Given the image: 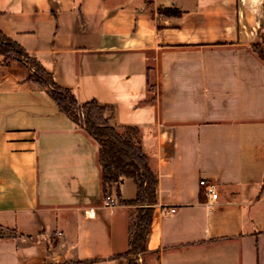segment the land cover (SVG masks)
Returning a JSON list of instances; mask_svg holds the SVG:
<instances>
[{"label":"crops","instance_id":"1","mask_svg":"<svg viewBox=\"0 0 264 264\" xmlns=\"http://www.w3.org/2000/svg\"><path fill=\"white\" fill-rule=\"evenodd\" d=\"M0 32L141 128L158 183L140 264H264V0H0ZM111 196L95 139L0 60V264H127L138 205Z\"/></svg>","mask_w":264,"mask_h":264},{"label":"trees","instance_id":"2","mask_svg":"<svg viewBox=\"0 0 264 264\" xmlns=\"http://www.w3.org/2000/svg\"><path fill=\"white\" fill-rule=\"evenodd\" d=\"M264 60V52L256 47ZM0 57L15 59L23 63L27 78L45 87L58 109L85 129L98 143V161L101 166V185L104 197L112 194L116 187L118 200L122 204L138 205L129 225L130 256L127 264H138V254L146 249L153 205L157 202L158 176L145 152L138 126H115L110 123L113 108L100 104L96 99L80 103L70 88L59 85L36 58L29 55L17 42L0 32ZM131 178L136 184V195L123 199L119 183ZM91 260L66 261L63 264H90Z\"/></svg>","mask_w":264,"mask_h":264},{"label":"built area","instance_id":"3","mask_svg":"<svg viewBox=\"0 0 264 264\" xmlns=\"http://www.w3.org/2000/svg\"><path fill=\"white\" fill-rule=\"evenodd\" d=\"M200 184L205 188V191L210 195L211 200H216L218 198L217 185L214 181L209 179H201ZM104 203L107 206H114L115 200L111 195H108L104 198ZM175 211L174 207L167 208L164 210L165 213H173ZM85 212L89 215H93V209L88 208Z\"/></svg>","mask_w":264,"mask_h":264},{"label":"rangeland","instance_id":"4","mask_svg":"<svg viewBox=\"0 0 264 264\" xmlns=\"http://www.w3.org/2000/svg\"><path fill=\"white\" fill-rule=\"evenodd\" d=\"M0 60H2V61H4V62H6V61H8V63H17V64H23V63H21V62H19V61H17V60H15V59H9V60H7V59H4V58H2V57H0ZM142 135H143V133H142ZM142 135H141V141H142ZM115 186H113V188H114ZM113 188H112V191H113ZM136 208L137 207H135V211H134V216H135V214H136ZM138 264H140V260H139V258H138Z\"/></svg>","mask_w":264,"mask_h":264}]
</instances>
